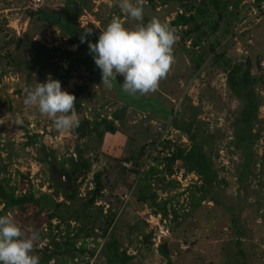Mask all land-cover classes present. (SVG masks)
Returning <instances> with one entry per match:
<instances>
[{
    "label": "rangeland",
    "instance_id": "obj_1",
    "mask_svg": "<svg viewBox=\"0 0 264 264\" xmlns=\"http://www.w3.org/2000/svg\"><path fill=\"white\" fill-rule=\"evenodd\" d=\"M235 1H239L238 8H229V13L241 12V20L235 27L224 23L206 46L191 49L188 41L186 48L191 50L185 52L181 29L172 22L185 10L181 3L191 9L193 5L199 6L200 0H174L165 6L157 1L155 8L144 0V22L158 17L170 26L176 39L172 63L157 88L145 94L124 92L125 101L134 100V107L126 106L120 98L122 77H116L119 82L111 89L100 85V70L90 68L93 58L87 59V67L80 65L69 74L65 73L69 62L59 61L61 77L57 79L67 82L62 89L76 98H79L75 94L77 87H86L88 94H92L89 101L73 108L78 122H88L91 130L89 135L80 137L74 134L75 129L58 132L51 118L42 116L35 106L23 103L25 89L44 82L49 75L54 78L52 70L41 72L36 67L32 78L27 80L26 72H18L14 65L22 66L21 61L34 58L32 52L16 43L18 39L72 52L78 50V45L70 46L67 33L59 28L46 29L43 23L31 18L35 13L32 0H0V180L5 184L10 180L6 186L23 185L22 193L32 187L36 197L53 194L52 173L41 162V147L29 140V136L40 135L46 149L55 152L58 168L60 162L77 160L79 151L91 163V172L80 188L81 197L93 189L94 174L103 172L104 188L97 206L103 208L104 216L115 215L114 232L121 248L135 255L134 264H169L159 250L163 243L168 247L172 264L219 263L224 258V245L231 253L234 251L233 242L239 237L237 230L244 233L251 264H264V0ZM92 4L91 12L83 13L79 25L81 29H92L95 39L113 16L125 27L136 23L120 11L117 0H92ZM65 5L66 0H45L41 8L57 12ZM211 43L215 45L214 51L208 48ZM193 58L201 63L200 67ZM240 62L251 64L253 76L259 80L257 94L262 99L254 130L259 140L252 150L253 160L246 166H243L247 163L243 160L245 154L233 145V123L242 104L230 93L223 68ZM17 119L22 123L17 124ZM104 119L114 120L115 133L100 124ZM174 120L204 122L202 127L209 130L208 148L219 177L217 196L200 190L201 180L182 162L177 161L170 169L163 167L162 156L175 150L164 144L166 140L184 148L188 146L182 143L185 135L175 132ZM211 198L221 203L216 204ZM57 200L63 202L61 197ZM162 206L167 208V218L154 214ZM7 214L16 219V213ZM144 235L151 236L148 243L144 242ZM59 236L56 241L62 242ZM50 242L40 238L34 244L33 254L40 259ZM86 242L87 250L94 249L96 253L93 257L79 255L77 264H105L101 253L105 239L98 237ZM61 260L49 264H62Z\"/></svg>",
    "mask_w": 264,
    "mask_h": 264
},
{
    "label": "trees",
    "instance_id": "obj_2",
    "mask_svg": "<svg viewBox=\"0 0 264 264\" xmlns=\"http://www.w3.org/2000/svg\"><path fill=\"white\" fill-rule=\"evenodd\" d=\"M157 1L165 6L174 0H149V4L155 8ZM175 1L184 2L185 0ZM238 6L239 1L235 0H200L199 6L194 7L193 5L191 10L185 5V2L181 3V7L185 10L177 14L172 25L177 29H181L182 41L185 43L183 50L190 52L191 49H200L202 46H206L207 40L212 36L215 37L224 23L227 25L232 24L235 27L236 23L241 20L239 18L241 12L238 10L236 13H229V8L235 7L237 9ZM92 7V0H66L65 8L62 11L49 12L40 8L35 13H32L31 18L43 23L46 29L56 27L67 33L69 45H78V50L72 52L67 49L48 48L45 44L39 42L18 39L16 43L32 52L34 58L21 61L22 66H19L18 63L14 64L16 65L15 69L20 73L26 72L27 80H30L36 67L41 72L51 69L54 79L60 78L59 61L61 60L69 62V67L65 72L68 74L76 72L80 65L87 67V59H92L88 51L87 41L91 40L95 43L96 39L91 34L87 36L85 43H80V37L84 29H81L79 19L84 12H91ZM235 17L236 19L234 20ZM227 19L233 22L227 21ZM188 41L191 42L190 50L186 48V42ZM208 48L214 51L215 45L211 43ZM193 60L197 62L198 67L201 66V63L196 58H193ZM90 68L99 70L95 66L94 61ZM223 68L227 72V87L230 93L242 104L241 110L233 123V145L245 154L243 160L247 163L243 164V166H246L252 162V150L255 143L259 140L258 135L254 131L262 106V99L257 94L256 87L259 80L254 78L252 66L248 62L235 63ZM118 80H115L114 84L119 82ZM119 83L122 84L121 81ZM66 84V81L61 83V87ZM118 92L126 106L134 107V100L132 103L125 101V93L122 90ZM75 94L79 97H75L74 106L76 108H79L85 101H89L92 98V94H88L86 87H77ZM78 99L79 104H76ZM171 112L173 113V111ZM192 121L180 123L174 120L172 125L175 128V132L185 135L182 138L186 142L183 140L182 143L188 146L184 148L177 145L173 140H166L164 144L174 147L175 150L162 156L161 163L164 168L170 169L177 161L182 162L189 172L196 174L201 180L202 186L200 190L210 196L213 194L217 196L219 177L215 171L213 157L208 148L210 146V132L205 129L206 127H202L205 125L204 122L195 124ZM87 124L88 122L79 123L74 130V134L80 137L89 135L91 130L87 127ZM100 124L104 125L106 131L110 133L116 132L114 120L104 119ZM29 140L36 141L41 147L40 151L43 153L41 162L52 173L53 179L51 180L50 189L53 190V194L42 193L39 197H36L32 187L22 193L23 185L21 188L6 186L10 180H6V184L0 180V208L2 207L0 214L10 213L11 211L16 213L14 221L26 234L30 229L39 230L42 239L51 240L50 244L41 252L42 256L39 259V264H49L55 259H62V264H77L79 255L90 254L93 257L96 250H87L86 241L92 238L96 240L98 237L106 241L101 250L102 256L105 258V264H134L135 255H131L121 248L120 239L114 232L115 215L108 216L107 214L104 216L103 208L97 206L104 188L102 182L103 172L99 171L94 174L93 189L87 192L85 197H81L80 188L92 168L91 163L84 157L83 152H78L77 160L71 159L68 162H60V167L58 168L55 152H49L46 149L45 144L42 142V136H29ZM160 143L163 144V142ZM66 163L69 165L68 168H66ZM53 166H56L60 173L68 174V181H57L52 172ZM81 177L83 179L78 183ZM242 179L243 176L240 181ZM19 190H21L20 195L17 194ZM60 197L63 198V202H58L57 198ZM211 201L216 202V204L221 203L213 198H211ZM145 203L143 202V204ZM32 209L33 213L30 215ZM154 214L167 218V208L162 206ZM234 221L236 222V216H234ZM237 233L239 237L233 242L234 251L232 253L224 245L222 247L224 258L221 262L201 264H229V260L230 264H251L250 256L245 249L244 233L239 230H237ZM58 235H60L62 242L56 241ZM150 237V235H144V242L148 243ZM78 245L80 247H77ZM48 246L53 248L50 249ZM159 250L169 264H172L166 243L161 244ZM225 253H227L228 258L225 257Z\"/></svg>",
    "mask_w": 264,
    "mask_h": 264
},
{
    "label": "clouds",
    "instance_id": "obj_3",
    "mask_svg": "<svg viewBox=\"0 0 264 264\" xmlns=\"http://www.w3.org/2000/svg\"><path fill=\"white\" fill-rule=\"evenodd\" d=\"M143 4L144 0H117L120 11L136 23L125 27L113 16L100 30L95 43L87 41L88 51L101 73L100 85L106 89L113 88L116 77L120 76L123 92L145 94L157 88L170 68L175 33L158 17L144 22ZM91 33L92 29L85 28L80 43H85ZM75 101V96L49 75L44 82L25 89L23 103L35 106L42 116L51 118L58 132H66L79 124L73 111ZM20 123L17 119V124ZM40 238L39 230L25 234L10 214H0V264H39L33 248Z\"/></svg>",
    "mask_w": 264,
    "mask_h": 264
},
{
    "label": "water",
    "instance_id": "obj_4",
    "mask_svg": "<svg viewBox=\"0 0 264 264\" xmlns=\"http://www.w3.org/2000/svg\"><path fill=\"white\" fill-rule=\"evenodd\" d=\"M52 172H53V175H54V178L61 182V181H66L65 178H67V180L69 179V175L68 174H63V173H60L58 168L56 166H53L52 167Z\"/></svg>",
    "mask_w": 264,
    "mask_h": 264
},
{
    "label": "built area",
    "instance_id": "obj_5",
    "mask_svg": "<svg viewBox=\"0 0 264 264\" xmlns=\"http://www.w3.org/2000/svg\"><path fill=\"white\" fill-rule=\"evenodd\" d=\"M44 2H45V0H32V3H31L32 9L34 11L39 10L43 6ZM125 165L128 166L127 164H125Z\"/></svg>",
    "mask_w": 264,
    "mask_h": 264
}]
</instances>
